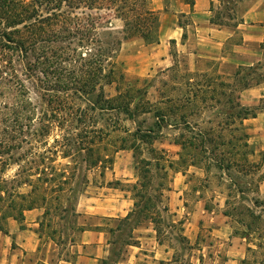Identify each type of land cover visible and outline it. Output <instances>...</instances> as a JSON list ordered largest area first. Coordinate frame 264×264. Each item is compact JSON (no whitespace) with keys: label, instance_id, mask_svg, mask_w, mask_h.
<instances>
[{"label":"rangeland","instance_id":"obj_1","mask_svg":"<svg viewBox=\"0 0 264 264\" xmlns=\"http://www.w3.org/2000/svg\"><path fill=\"white\" fill-rule=\"evenodd\" d=\"M151 1L153 2L149 6L154 16L148 19V24H150L154 38L152 41H146L140 36H132L129 39L141 38L146 44H154L160 37L162 38L166 35L170 28L174 26V23H180L185 26L189 22V15L179 16L180 14H178L175 16L174 9L179 6V1ZM162 3L167 5L165 10L155 11L151 8L152 6L161 7ZM82 10L85 13L95 15V10L79 9L78 12ZM96 13L104 15L106 18L108 14H111V12L106 10H99ZM103 20L100 23L99 35L105 46L114 41V45L110 44V50L107 49V54L111 55V52L115 50V56L111 59L115 60L118 71V76L115 77L116 81L112 84L104 85V96H117L119 92L125 93L126 91H130L129 93H132V95L139 94V98L136 100V102L138 101L137 108L134 109L133 113L130 112L128 114L118 109L104 110L102 112L93 111L88 107L90 104L87 98L77 97L74 88L66 86L70 77L68 72L74 68L73 65H75V70L78 67L84 68L82 67L83 61L80 59L82 49L78 48L75 53L73 42L76 39H72L70 36H67L63 41L52 40L47 42V46L44 48V58L40 54L41 49H35L20 59L19 62H14L15 72L24 84L23 90H26L22 91L20 95L21 98L24 97V101L28 105L24 111L25 113H23V122L30 123L31 127L27 129L30 131V134H27L26 137L29 143H22L20 148L11 152V155L14 159L16 157H28L27 159L32 160V162L34 158L36 163L28 166V163L24 162L22 158L19 164L9 160V165L6 166L3 175L10 182L9 186L12 184L13 179L23 180L25 175L23 171L28 169V167H32V172L30 173L34 174L31 177L34 182H36L37 176L40 175L41 178L46 177L48 179L46 181L41 179L37 183L40 184L42 182L51 187L47 191V197L51 195L49 198H52V200L50 204H47V210L46 204H42V201L38 202V206L42 207L37 206L31 212L35 214L26 212L21 220L8 218L4 222V227L5 231H8L12 223L18 224L20 229L28 227L27 224L37 223L29 228L34 230V238H39L37 254L50 259L49 264H58V258L70 260L74 256V244L78 239L79 231L92 221L86 217L85 207L92 203L90 200L92 197L105 193V190L101 187L99 188V186L104 182L103 178L100 177V171H107L104 168L107 164H110L107 159H122L123 161L119 165L121 169L132 168L135 161L132 155L133 152L128 146L133 144L139 145L142 157L148 158L152 155L149 152L150 146L137 142L128 130L134 131L138 126L143 130L148 127H157L155 122H160L162 126L165 125L162 128V137L154 141L152 147L158 151L153 155L159 156L162 150L166 152L165 156L167 154L166 157L172 160L177 159L176 154L180 149L173 145L172 139L177 137V131H180L179 129L186 125L191 126L196 132L198 129H212L211 132L215 139L214 143L218 145L217 147L220 151L222 149L226 151L228 147L221 145L223 140L217 138V134L223 133L225 135L223 139L226 140L230 133L236 132L234 131L235 128L239 130L241 128L248 134L249 158L255 162L260 161L262 152H264V80L259 85L239 89L236 86L238 83L237 77L234 76L238 66L226 65V63L216 62L215 60L211 63L203 60L198 62L199 66L206 64L205 67L210 68L209 71L214 78L212 80L214 84L209 89L201 87L196 91L195 88L197 89V87L189 86L186 81L189 76L190 56L181 51L178 55L175 54L180 46H176L171 42V52L176 55L174 56L176 63L174 67L176 69L172 73L176 84H171L170 82L166 86L162 83L163 78L159 70L155 68L142 73L126 70V64L130 59L128 57L134 54L132 50L136 44L123 42L121 49L118 51L120 45L117 46L116 39L122 35L120 31L123 22L121 19L113 18L112 24L107 27V23ZM185 29L191 30L190 26ZM69 42L72 44L70 45ZM60 46H62L61 50ZM247 48L249 52H240L234 56L238 61L244 62L243 66L255 64L257 59H262V54L258 50L256 43L247 42ZM55 49H57L56 53L53 52ZM250 61H253V63H250ZM87 68L88 66L86 65ZM218 70H223L229 74L222 73L223 75H220L217 73ZM77 73L85 76L83 73ZM77 73L74 72V74ZM254 80L252 79V81ZM201 82L203 81L201 80ZM227 82L232 83L229 89L233 92V99L236 100L235 98L238 96V102L248 109V115L242 120L241 125L238 122L239 120L227 125L225 123L227 120L226 114L220 111L221 108L224 109L228 105V103H225L226 98L222 96L221 91L224 89L229 92V90L220 86L221 83ZM116 86L118 87L117 90L115 89ZM97 92L98 88L95 89L91 97H95ZM192 93L197 94V97L193 98V100ZM212 94L213 99L210 98ZM166 96L172 99L168 101L162 98ZM204 97L205 100L201 101V98ZM2 101L10 103L9 94L3 96ZM133 102L135 103L134 100ZM132 105L134 104L132 103ZM60 107L61 110H59ZM52 109H58L56 116H54L55 112L51 111ZM156 113L165 115L163 120L171 126H166L163 121L157 120ZM47 125L50 128L45 127ZM177 128L179 129L177 130ZM41 130H46V132L41 135ZM190 135V133H186L183 138H187ZM88 144H93L94 146V151L90 153L92 157H95L98 153L106 155L99 167L89 166L83 159L84 153L88 154L87 151H79V146H87ZM123 148L125 150H122ZM63 151H69L71 155L63 157ZM186 151L188 150L184 152ZM189 153L192 154L193 151H189ZM194 155L195 160L201 161L203 159H200L201 156L198 153ZM176 167L181 168V166ZM36 168L42 172L39 173ZM151 168L153 169L150 170L148 176L151 177V186L154 188L156 183L161 181L160 178L163 172L154 168L153 165ZM17 174L18 177H16ZM205 174L208 182L200 178L203 175L201 170L194 167L190 168L188 173L190 181L184 194L185 199H188V205L193 206L195 204L194 200L199 197L196 190H201L203 185H207L209 192L213 191V194L214 190L217 192L222 191L226 194L229 193L226 184L231 183L230 178L236 181L237 186L249 190L253 189L264 174V163L251 176L246 177L234 171H230L229 176H227L225 170L218 169L213 165L210 166V169ZM164 181L168 185L170 176ZM123 185L124 188H127L129 184ZM18 189L21 192H27L30 189V185L20 183L18 184ZM156 189L158 190V188ZM204 193L206 195V192ZM250 197H254V195L250 194ZM57 198L59 200H56ZM228 199L229 206L227 208L231 213L229 221L237 232L243 231L242 226L250 225L246 232L247 238L252 244L257 246V248L251 250L248 255L249 259L245 264H264V210H262V207H264V196L263 198H258L261 200V207H254L255 213L260 211L261 216L257 219L248 216L243 210V213L239 214L240 209L238 208L232 210L233 205L238 207V203H236L238 197L236 195L231 194ZM152 201L156 204V200L152 199ZM166 201L167 198L165 196L164 202L166 203ZM245 203L252 205L250 199H247ZM159 206H161L160 203ZM138 219L142 220L141 218ZM172 219L171 214L168 213L164 215L162 224L160 223V238L166 244L170 243L181 256L180 263L170 264H197L195 259L189 261V257L184 256L187 251L178 243L180 225L176 223L173 228L166 226L169 225L168 223H172ZM106 223V229L109 227L114 229L109 238L113 242L112 252L120 258L124 242L130 240L129 236L131 235L133 219L126 222L122 218H113L108 219ZM118 225L119 229L117 230L116 227ZM5 231H0V238L5 237ZM8 236L14 237L15 235L10 234ZM10 245L11 248H16L14 240ZM2 256H4L3 252L0 257ZM152 264L157 263L153 261ZM201 264H209V262L206 260Z\"/></svg>","mask_w":264,"mask_h":264},{"label":"crops","instance_id":"obj_2","mask_svg":"<svg viewBox=\"0 0 264 264\" xmlns=\"http://www.w3.org/2000/svg\"><path fill=\"white\" fill-rule=\"evenodd\" d=\"M175 1L180 2L179 6L174 9L175 16L178 14H180L179 16L189 15V22L185 26L174 23V26L170 28L166 35L160 37L154 44H146L141 38L122 40L118 51L121 49L123 42L136 44L132 50L134 54L128 57L130 59L126 64V70L142 73L155 68L162 75L164 85L167 86L170 82L176 84L175 78L172 77L173 70L176 69L174 67L176 64L174 56L181 51L190 56L191 61L188 69L189 76L186 79L187 84L197 87V89L195 88L197 91L201 87L210 88L214 84L213 79H211L210 68L205 67L206 64L199 66L198 62L205 60L211 63L215 60L236 67L244 65V62L238 61L234 56L240 52H249L247 48V42L249 41L256 43L260 51L259 44L264 37V0H238L235 5L238 19L236 26L218 25L210 21L213 14L211 3L215 9L219 4V0H193L191 5L184 2V0ZM151 2L153 1L150 0ZM164 3H162L163 7L160 5L161 7L152 6L151 8L155 11L165 10L167 5H164ZM189 26L190 31L185 29ZM171 42L176 46H180L175 54L171 52ZM250 63H253V61H250ZM217 73L220 75H223L222 73L229 74L223 70H218ZM191 96L193 100L197 97V94L192 93ZM162 98L168 101L172 99L168 96ZM137 99H133L135 101V103L132 101L134 105L130 104L133 109L132 113L138 103V101L136 102ZM201 101H203L202 98ZM163 116L165 117L162 113H156L157 120L165 123ZM182 116L184 117V115ZM155 124L157 127H148L145 130L139 126L134 131L128 130L131 135L136 131L152 135L151 143L142 142L134 135L137 142L150 146L149 152L152 154L150 157H142L139 145L133 144L128 146L133 152L132 155L135 161L132 168L121 169L119 165L123 161L122 159H107L110 162L104 168L107 171H100V177L103 178L104 185L102 183L99 186V188L105 190V193L92 197L90 199L92 203L85 207L86 217L92 221L79 231L78 239L74 244V256L70 260L58 258V264H152L153 261H156L157 264L180 263L181 256L178 251L170 243L166 244L160 238V233L157 230L158 227L160 229V223L163 221L164 215L168 213L171 214L173 219L172 223H168L169 225L166 226L173 228L176 223L180 225L178 243L187 251L184 256L189 257V261L195 259L197 264H201L206 260L209 264H245L248 261L249 253L257 246L247 238L248 226H242L243 231L237 232L229 221L231 215L224 213L229 206L228 193L214 190L213 194V191L209 192L207 185H203L201 190H196L199 197L194 200L195 204L193 206L188 205V199H185L184 194L190 181L188 175L190 168L194 167L201 170L203 175L200 178L208 182L205 172L210 169L212 164L208 167L207 161L203 157H200V159L203 158L201 161L195 160L194 154L196 152L193 151L192 154L189 151L184 152L182 145L175 142V139L181 133H197L199 129L196 132L188 125L180 129L177 128V130H180L176 133L178 136L172 139L173 145L180 148L176 154L177 159H168L167 154L165 156L166 152L161 150V154L157 156L158 158L162 157L159 158L160 165L156 166V158L153 154L158 150L152 146L156 139L162 137V128L165 125L162 126L160 122H155ZM165 124L171 126L167 122ZM150 149H153V151ZM122 150H125V148ZM139 158L150 161L148 165L149 172L153 169L151 168L152 165L163 172L160 178L161 181L156 183V187L152 188L150 177L149 184L144 190L145 197L156 200V206L151 208L149 213L151 215H155L157 211L160 213L161 221L157 224H154L150 218H141L143 221L136 220L138 208L134 204L136 197L134 196L133 185L140 180ZM103 161L104 159H101L93 166L99 167ZM169 162H172L171 166H169ZM176 166H181V168ZM169 176L170 181L167 185L164 180L168 179ZM123 184L129 185L124 188ZM204 192H206V195ZM242 194L243 197L239 194L236 195L238 197L236 203L241 202L252 209L254 207L259 208L260 206H256L253 200L254 198H263L264 180L259 182L256 191L247 190ZM250 194L254 197H250ZM165 196L167 198L166 203L164 202ZM158 197L161 199L160 202ZM247 199H250L252 205L245 203ZM225 201H228L227 204ZM159 203L161 206H159ZM164 206L167 207V210L163 209ZM34 209L36 207L25 210L24 216L26 212L35 214L31 213ZM129 212H133L127 218V222L133 219L130 240L124 242V248L119 258L117 254L112 252L113 242L110 241L109 235L114 231L111 230L112 227L105 228L106 221L113 218H124ZM36 224L30 223L27 224L28 227L20 229L18 224L12 223L8 231H5L4 227L5 237L0 238V255L3 252L4 256L0 257V264H49L50 259L37 254L39 238H34L33 234L35 232L29 228ZM10 234L15 236L9 237ZM13 240L16 248H11L10 244Z\"/></svg>","mask_w":264,"mask_h":264},{"label":"trees","instance_id":"obj_3","mask_svg":"<svg viewBox=\"0 0 264 264\" xmlns=\"http://www.w3.org/2000/svg\"><path fill=\"white\" fill-rule=\"evenodd\" d=\"M238 0H219L217 8H211L213 14L210 17L212 23L218 25L236 26L238 19L236 16L235 5ZM188 4H192L193 0H184ZM150 0H0V230H4V222L8 218L15 220H21L25 210L38 206V202L42 201V204H50L52 198L47 197V191L51 189L49 185H45L42 182L37 183L39 180H48L46 177L37 176L36 182L32 180L34 175L32 167L24 170L23 180L13 179L12 184L4 177V170L9 165V160L19 164L22 160L32 165L36 163L33 158L28 160L24 157H14L11 152L20 148L22 143H29L27 134H30L28 128L31 127L30 123L23 122V113L28 106L24 101V97L20 95L24 88V84L20 80L18 74L15 72L14 62H19L20 59L25 57L29 52L35 49H41L40 54L44 58V48L47 46V42L52 40L63 41L67 36L72 39H76L74 44V51L82 49L81 61H83L82 67L74 68L68 72L69 83L66 86L74 88V92L77 97L87 98L90 105L88 107L96 112H102L104 110L118 109L123 112L130 113L133 109L130 104L133 99L139 98V94L132 95L130 91L125 93L119 92L117 96H104V85L112 84L116 81L118 76L117 66L115 60H112L115 56L113 50L111 55H108L107 49L110 50V44L114 45V41H111L107 46L101 40L100 37V23L105 21L107 27L112 24V19H121L123 26L121 29L122 35L116 39L117 46H119L124 39H128L132 36H140L146 41H152L154 34L148 24V19L154 16L153 11L150 9ZM79 9H88L89 11L95 10V15L91 13H85L84 10L78 12ZM106 10L111 12L107 18L102 14H97L96 11ZM105 17V18H104ZM157 40V38H155ZM70 44V42H69ZM72 44V43H71ZM70 44V45H71ZM60 46V50H61ZM68 47V46H67ZM69 48V47H68ZM259 49L262 54V61L259 60L255 64L251 65H238L234 72L236 76L237 87L244 89L251 87L252 85H259L264 80V37L259 44ZM59 50V49H58ZM117 51V50H116ZM53 52H57L55 49ZM66 53V52H65ZM70 58V57H68ZM66 62V61H65ZM76 62V61H75ZM107 64V66H106ZM86 65L88 68L86 69ZM65 68V66H64ZM63 71V69L61 68ZM242 71V72H241ZM85 74V76L79 75V73ZM211 79H214L211 76ZM252 79H255L252 81ZM232 83H221L220 86L226 87L229 92L224 89L221 91L223 97L226 98L225 103L227 107L221 108V112L226 114V124H230L236 120H239V124H242V120L248 115V109L243 107L238 102V96L233 99V92L229 87ZM98 88L97 95L91 97ZM117 90L118 87L116 86ZM209 89V87H208ZM207 89V90H208ZM213 91V89H212ZM9 94L11 102L2 101V97ZM213 99V94L210 97ZM205 100V97L202 98ZM218 103L219 101L216 100ZM63 107V106H62ZM135 105L134 108H136ZM59 109V108H58ZM58 109H52L54 116ZM61 110V107L60 109ZM29 120V119H28ZM83 125V124H82ZM44 126V125H43ZM49 127V125L45 126ZM191 130V129H187ZM241 130V128H240ZM235 128V133H230L226 140L223 133L217 134V138H221L223 142L222 146H227L228 149L221 151L216 145L213 137L212 129H199L197 133L190 132L189 137H184L185 134H179L175 142L182 145L184 150L195 151L200 154L201 157L207 161L208 167L212 164L218 169H223L226 175L229 176L230 171L241 173L242 176H251L257 169H259L264 163V152H262L260 161H252L249 158V143L248 134L246 131ZM48 131V130H47ZM240 131V132H239ZM46 130H41V135ZM142 142L151 143L152 135L149 133H133ZM183 138V139H182ZM55 141H57L55 139ZM138 148V147H137ZM87 151L88 154L83 155L84 161L90 166L98 163L99 160L105 159L106 155L97 154L92 157L91 151H94L93 144L87 146H79V151ZM138 150V149H136ZM153 151V149H150ZM69 151H63L62 156H70ZM156 158L155 165H160L159 158ZM26 160V161H25ZM140 171L139 181L133 185L135 190L134 196L136 197L135 206L136 220L138 218H150L154 224L161 221L160 213L157 211L151 215L149 210L155 207V203L150 197H145V189L147 188L150 177L148 176L150 163L149 160L139 158ZM31 163V164H30ZM172 162H169V166ZM162 167V166H161ZM142 168V169H141ZM38 170V168H36ZM41 173L42 171H39ZM18 177V174L16 175ZM230 182L226 184V188L229 190V196L240 195L243 197V192L249 190L244 189L241 186H237L236 181L230 178ZM264 180V174L260 177V181ZM259 182L249 191H256ZM25 183L30 185V189L27 192H21L18 189V184ZM234 193V194H233ZM137 197H139L137 199ZM55 199V197H54ZM56 200H59L58 198ZM159 202L161 199L158 197ZM226 204L228 201H225ZM256 206L261 207V200L254 198L253 200ZM240 209L239 214L243 211L253 219L259 218L260 212L255 213L254 209L249 206L243 205L241 202L237 206L232 207V210ZM264 210V207H262ZM167 210V207H163ZM243 210V211H242ZM133 212H129L122 220L127 222V218ZM225 214H231L228 209H225ZM41 225V223H40ZM250 228V225H248ZM119 229V225L116 227ZM113 231V229H111ZM158 233L160 229L158 227Z\"/></svg>","mask_w":264,"mask_h":264}]
</instances>
